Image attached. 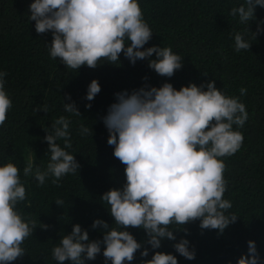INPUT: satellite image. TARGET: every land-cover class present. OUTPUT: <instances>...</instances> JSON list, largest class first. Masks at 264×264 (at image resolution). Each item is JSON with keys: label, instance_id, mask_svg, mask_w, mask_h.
Here are the masks:
<instances>
[{"label": "trees", "instance_id": "16d2710c", "mask_svg": "<svg viewBox=\"0 0 264 264\" xmlns=\"http://www.w3.org/2000/svg\"><path fill=\"white\" fill-rule=\"evenodd\" d=\"M31 2L0 0V71L7 73L5 90L12 101L0 128V163L11 161L20 170L26 199L17 204V210L35 225L32 235L21 245L25 255L11 264H57L52 248L75 224L87 230L93 241L103 238L101 226L92 228L94 220L101 219L116 227L108 212L110 206L101 199L105 192L122 188L126 182V165L114 156V146L108 145L109 134L101 119L115 102L114 94L152 87V83L156 87L171 83L179 90L189 83L200 86L212 80L225 95L239 97L248 113L242 128L233 126L243 135L241 148L222 158L228 182L223 198L232 204L228 213L238 218L223 233L201 229L199 220L171 225L176 239L165 238L161 248L155 250L146 243L148 237L143 229L129 227L127 230L142 244L129 264H144L155 252L175 255L178 264H236L241 255L248 254L249 240L255 242L264 260V32L253 34L257 24L264 21V8L257 6L255 19L242 24L238 16L229 14L242 0H139L144 20L153 32L144 48L171 47L183 58L182 68L169 78L150 69L147 59L130 63L123 52L116 64L101 61L95 68H66L59 58L54 60L48 54L45 44L51 43L52 33L38 34L35 22L29 21ZM236 32L242 33L251 44L249 50L235 51ZM149 59H155V54ZM94 79L101 91L87 101V87ZM240 88L247 89L246 95H240ZM68 95L71 101L65 98ZM96 99L100 101L101 114L98 119L86 122L97 110ZM73 101L79 116L63 109V103ZM89 103L91 107L85 109ZM60 116L71 122L72 146L66 150L75 156L80 168L58 183H53L49 176L44 185L38 186L33 176H24L23 169L29 157L33 169H46L50 154L44 137ZM82 125L97 137L86 135L74 143ZM57 143L63 147V140ZM57 200L63 204L58 206ZM182 238L195 250L193 260L175 252L173 245ZM103 247L94 260H86L85 264H105ZM144 249L149 250L147 257L140 255ZM63 264L71 262L66 260Z\"/></svg>", "mask_w": 264, "mask_h": 264}, {"label": "clouds", "instance_id": "9594fccd", "mask_svg": "<svg viewBox=\"0 0 264 264\" xmlns=\"http://www.w3.org/2000/svg\"><path fill=\"white\" fill-rule=\"evenodd\" d=\"M257 6L264 8V0H242L229 14L238 16L244 24L255 19ZM29 13L28 19L35 22L38 34L52 33L51 43L45 44L48 54L54 60L59 58L66 68H95L101 61L116 64L122 52L132 64L147 59L148 67L160 76L170 78L183 66V58L171 47L144 48L153 32L144 20L139 0H32ZM261 25L264 21L257 24L254 36L264 32ZM250 46L242 33L234 34L235 51L249 50ZM153 54L155 59H149ZM6 75L0 71V128L12 107L5 90ZM100 91L98 81L92 80L85 99L92 101ZM239 91L241 96L247 93L246 88ZM114 95L115 102L101 119L109 134L108 145L114 146V156L126 165V182L122 188L105 192L101 199L110 206L108 212L116 227L101 219L94 220L92 228L101 226L103 238L93 241L87 230L73 225L72 231L52 248L57 264L66 260L85 264L101 253V245L105 264L109 261L129 264L142 248L127 230L129 227L143 229L148 237L146 243L155 250L161 248L165 238L176 239L171 225L199 220L201 229L223 233L238 218L228 213L232 204L223 198L228 182L222 158L234 155L242 146L243 135L233 126L242 128L248 113L239 97L225 95L216 88L215 80L200 86L189 83L179 90L171 83L165 82L160 87L152 83V87ZM65 98L71 101L70 95ZM96 100L97 110L86 122L98 119L101 114L100 101ZM63 109L80 115L74 101L63 103ZM70 123L60 116L51 124V132H46L44 140L50 158L45 170L33 169L29 157L23 174L33 176L38 186L44 185L49 176L53 183H58L65 175L78 172L80 165L66 150L72 146ZM86 135L97 137L82 125L74 143ZM59 140H63V147L57 143ZM19 173L11 161L0 163V264H11L25 255L21 245L35 227L17 210V204L26 199ZM55 203L61 206L63 201ZM247 244L248 254L241 255L236 264H264L255 242L249 240ZM189 245L182 238L173 247L180 256L193 260L195 250ZM140 255L147 257L149 250L144 249ZM144 264H178V260L173 254L155 252Z\"/></svg>", "mask_w": 264, "mask_h": 264}]
</instances>
